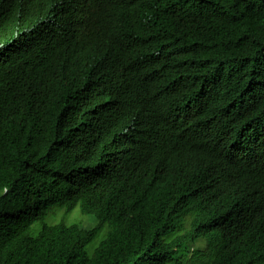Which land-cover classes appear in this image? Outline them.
I'll list each match as a JSON object with an SVG mask.
<instances>
[{
  "label": "clouds",
  "instance_id": "9594fccd",
  "mask_svg": "<svg viewBox=\"0 0 264 264\" xmlns=\"http://www.w3.org/2000/svg\"><path fill=\"white\" fill-rule=\"evenodd\" d=\"M197 1L166 0L164 7L169 8L150 31L152 2L148 0H19L27 16L25 20L36 19L46 10L50 15L70 11L73 16L70 36L53 74L58 86L52 88L59 89L72 120L83 116L77 110L98 113L93 117L94 122L87 123L62 152L89 141L86 134L90 131L117 133L114 140L125 136L129 137L125 144H132L136 142V133L141 132L138 128L152 121L151 130L138 140L141 162L132 179H124V163L120 160L96 158L75 168L80 169L78 172L89 167L111 174L106 201L110 216L116 217L144 180L152 181L154 188L177 182L183 187L169 202L165 222L168 229L174 227V232L182 237L191 258V252L197 251L204 264H264V83L233 86L229 80H222L217 85L218 78L211 79L204 103L197 100L200 97L193 98L181 111H175L178 106L165 94L178 89L187 79L182 76L174 80L175 52L169 49L174 40L203 54L199 50L201 35L184 25L182 15L186 7ZM161 17L157 12L155 18ZM77 21L84 26L106 28L116 41H108V35L81 30L76 26ZM31 27L26 24L23 29ZM164 39H170L169 43L156 52ZM18 43L22 45L17 46ZM118 43L142 53L138 58V73L147 86L144 100L137 96L127 57ZM10 44L16 47L15 61L0 56V65L21 59L24 40L19 29H7L2 34L0 31V48L6 49ZM192 57L201 62L198 54ZM115 62L120 65L119 81L126 89L123 104L106 100L102 93L104 77ZM187 69L197 76L191 62ZM86 100L93 105L86 106ZM200 121H209V125H201ZM166 132L172 135L169 138L174 136L170 142L162 141L168 135ZM157 140L167 146L153 154L150 149ZM130 151L131 148L125 150ZM120 179L122 183L118 185ZM0 187L7 190V186ZM202 189L205 190L200 196ZM82 211L79 202L71 209L54 206L44 223L48 227L61 224L65 228L81 227L70 217ZM88 215L94 218V214ZM40 223L39 219L32 221L29 229ZM107 232L105 224L96 238L85 245L89 258L108 239Z\"/></svg>",
  "mask_w": 264,
  "mask_h": 264
},
{
  "label": "trees",
  "instance_id": "16d2710c",
  "mask_svg": "<svg viewBox=\"0 0 264 264\" xmlns=\"http://www.w3.org/2000/svg\"><path fill=\"white\" fill-rule=\"evenodd\" d=\"M148 1L152 2L149 30L153 31L169 7H164L166 0ZM20 4L19 0L0 1L1 34L7 29H19L24 40L21 59L0 65V186H7L6 191L0 187V264H186L187 257L188 264H204L197 251L191 252V258L182 237L174 227L168 229L165 222L169 202L183 187L179 183L154 188L152 181L144 180L112 218L106 204L111 174L89 167L80 172H61L58 167L47 170L41 164L55 160L87 123L94 122L98 112L77 110L83 116L72 120L59 89L52 88L58 86L53 74L70 36L71 12L50 15L46 10L36 19L25 20ZM184 11V25L201 35L199 50L203 54L176 40L169 46L175 52L174 80L187 77L178 89L165 91L166 97L178 106L175 111H181L193 98L200 97L197 100L204 103L211 79L218 78L217 85L222 80H229L233 86L264 83V0H198ZM157 12L162 15L160 19L155 18ZM26 24L33 27L24 30ZM77 25L116 41L100 25L84 26L81 21ZM169 41L164 39L156 52ZM119 43L137 96L144 100L147 86L138 73L142 53ZM194 54L201 62L193 59ZM189 62L197 76L187 69ZM90 104L86 100V106ZM200 124L207 126L209 121ZM169 135L162 141L170 142L174 136ZM162 146L167 145L155 141L151 153ZM78 202L82 216L94 221V226L90 223L91 227L83 228L82 217H70L82 227H48L44 223L54 206L71 209ZM37 219L41 223L29 229ZM105 224L109 225L108 239L89 258L84 247Z\"/></svg>",
  "mask_w": 264,
  "mask_h": 264
},
{
  "label": "rangeland",
  "instance_id": "374dc122",
  "mask_svg": "<svg viewBox=\"0 0 264 264\" xmlns=\"http://www.w3.org/2000/svg\"><path fill=\"white\" fill-rule=\"evenodd\" d=\"M5 36L6 35L3 37ZM16 55V47L11 44L7 45L6 49L0 48V56L2 59L14 62ZM119 68L120 65L117 62L110 65L103 80L102 93L106 96V100L111 101V99H113L119 101L120 104H123L126 97V89L119 81ZM151 128L152 121L144 125L142 128H138L141 132L136 133V142H132V144L129 143L128 145L125 143L129 137L122 136L120 140L116 141L114 139L117 133H107L105 131L96 133L94 131H90L86 134L89 141L85 140L82 144L62 152L55 160L41 161V164L46 165L47 170L58 167V170L65 172L69 169H75L79 166H83L92 159L96 158L112 159V161L120 160L124 163V179L130 180L132 179V175L134 174L138 164L141 162L142 153L138 140H141V138H143L146 134V131L151 130ZM127 148H131L132 151L128 153L125 152ZM121 183L122 179H120L118 185ZM80 217L84 218L82 222L83 228L91 227L92 224L94 226V221L92 222L91 220L90 222L86 217L82 216L81 213L76 216H72V218Z\"/></svg>",
  "mask_w": 264,
  "mask_h": 264
},
{
  "label": "bare ground",
  "instance_id": "6f19581e",
  "mask_svg": "<svg viewBox=\"0 0 264 264\" xmlns=\"http://www.w3.org/2000/svg\"><path fill=\"white\" fill-rule=\"evenodd\" d=\"M11 39H14V38H11ZM18 45H22V43H18L17 46H18ZM142 164H143V163H142ZM72 169H73V168H72ZM142 176H143V175H142ZM141 178H142V177H141ZM140 181H141V180H140Z\"/></svg>",
  "mask_w": 264,
  "mask_h": 264
}]
</instances>
